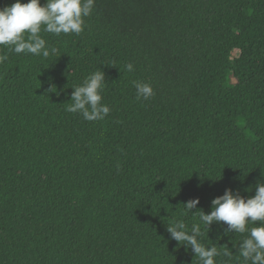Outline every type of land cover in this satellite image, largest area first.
I'll list each match as a JSON object with an SVG mask.
<instances>
[{"label":"trees","instance_id":"1","mask_svg":"<svg viewBox=\"0 0 264 264\" xmlns=\"http://www.w3.org/2000/svg\"><path fill=\"white\" fill-rule=\"evenodd\" d=\"M84 21L41 32L49 58L0 46V264H201L167 226L264 182V0H95ZM99 69L111 111L86 121L71 87ZM226 227L198 240L244 264Z\"/></svg>","mask_w":264,"mask_h":264},{"label":"clouds","instance_id":"2","mask_svg":"<svg viewBox=\"0 0 264 264\" xmlns=\"http://www.w3.org/2000/svg\"><path fill=\"white\" fill-rule=\"evenodd\" d=\"M94 6L95 0H44L43 4L41 0H14L10 5L0 7V46L16 54L43 58L55 56L58 50L46 43L41 32L57 36L79 35L85 27L84 18L92 14ZM7 59L6 53L0 54V64ZM125 68L131 72L134 65L128 63ZM105 82V74L99 69L90 73L80 85L71 87L72 103L66 111L78 113L86 121L103 120L111 111L102 102L101 92ZM133 83L137 100H148L155 95L151 84L139 81ZM198 203L199 198L184 203V213L192 212ZM199 221L200 224H193L189 231L182 220H177L167 226V231L177 244L191 247L201 264H216L215 257L220 255L217 248L206 247L198 240L202 234L201 225L209 231L214 222H223L227 226L225 234L247 233L238 246L244 264H264V182H256L254 195L247 198L225 189L222 195L212 199L208 213L200 211ZM223 255L230 258L231 252L225 249Z\"/></svg>","mask_w":264,"mask_h":264}]
</instances>
